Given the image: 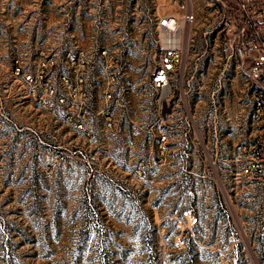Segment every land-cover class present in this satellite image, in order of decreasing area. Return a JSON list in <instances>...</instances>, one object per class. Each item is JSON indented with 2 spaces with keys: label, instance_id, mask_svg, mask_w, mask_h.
<instances>
[{
  "label": "rangeland",
  "instance_id": "rangeland-1",
  "mask_svg": "<svg viewBox=\"0 0 264 264\" xmlns=\"http://www.w3.org/2000/svg\"><path fill=\"white\" fill-rule=\"evenodd\" d=\"M179 1L0 0V264H262L261 195L234 176L255 128L217 3L188 0L171 96L147 84Z\"/></svg>",
  "mask_w": 264,
  "mask_h": 264
},
{
  "label": "built area",
  "instance_id": "built-area-1",
  "mask_svg": "<svg viewBox=\"0 0 264 264\" xmlns=\"http://www.w3.org/2000/svg\"><path fill=\"white\" fill-rule=\"evenodd\" d=\"M217 3L220 16V41L217 47L224 64H231L238 77L241 92L248 96L250 120L255 128L253 142L241 147L239 163L234 176L253 185L261 195V207L256 219L255 233L261 263L264 264V0H210ZM175 14L164 13L155 19L157 39L153 63L147 76L148 87L161 98L171 96L177 79L180 80L185 57L188 27L193 14L188 0H180ZM24 80H30L28 74ZM115 82L112 72H107L102 97L111 99ZM158 109L168 114L173 105L157 100ZM162 105V106H160ZM165 106V108H164ZM103 127H114V119L106 117ZM200 144L202 142L198 140ZM165 135L159 133L156 143L160 147Z\"/></svg>",
  "mask_w": 264,
  "mask_h": 264
},
{
  "label": "water",
  "instance_id": "water-1",
  "mask_svg": "<svg viewBox=\"0 0 264 264\" xmlns=\"http://www.w3.org/2000/svg\"><path fill=\"white\" fill-rule=\"evenodd\" d=\"M247 247V246H246Z\"/></svg>",
  "mask_w": 264,
  "mask_h": 264
}]
</instances>
